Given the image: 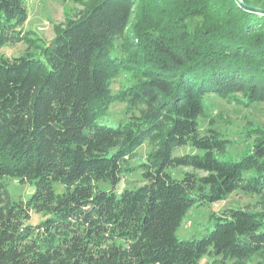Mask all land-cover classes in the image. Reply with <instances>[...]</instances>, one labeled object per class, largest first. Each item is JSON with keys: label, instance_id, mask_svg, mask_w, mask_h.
Masks as SVG:
<instances>
[{"label": "trees", "instance_id": "obj_1", "mask_svg": "<svg viewBox=\"0 0 264 264\" xmlns=\"http://www.w3.org/2000/svg\"><path fill=\"white\" fill-rule=\"evenodd\" d=\"M242 1L89 0L44 43L22 30L26 0H0V47L27 45L0 56V264H264V129L230 160L218 158L230 141L199 129L209 94L264 103V0ZM113 103L127 121L102 124ZM134 171L141 184L118 192ZM10 179L31 186L27 200ZM236 192L262 209L212 213L202 238H177L193 205Z\"/></svg>", "mask_w": 264, "mask_h": 264}, {"label": "rangeland", "instance_id": "obj_2", "mask_svg": "<svg viewBox=\"0 0 264 264\" xmlns=\"http://www.w3.org/2000/svg\"><path fill=\"white\" fill-rule=\"evenodd\" d=\"M89 0H26L28 17L22 27L23 31L34 32L36 37L40 38L44 43H48L55 36V27L64 25L68 19L78 18L85 3ZM27 45L23 42L15 44H7L0 47V56L6 58L18 57L25 53ZM113 54L120 55L117 48ZM128 76L121 75L115 79L112 84V93H117L122 88L129 85ZM204 116L199 119V129L201 134H205L210 127L217 130L221 135L230 141L226 148V152L222 156H218L220 160L238 159L250 147L253 141L252 128L261 127L264 129V103L252 104L245 107L233 99L219 98L215 95H207L202 102ZM128 115L125 113V105L121 103H113L108 109L106 118L101 122L110 126H116L120 122H125ZM151 147L146 143L140 146L136 151V156L130 161V166L136 167L144 162ZM191 152L189 147L177 149L174 155ZM183 171H192L189 168H179L172 171L173 175L180 176ZM203 175L202 173H199ZM141 184L140 171L125 174L122 176L121 182L117 187V191L137 187ZM107 189V185H101ZM57 190L60 186L56 187ZM7 189L14 200H27L33 189L28 184H20L16 180L7 181ZM227 208L249 209L251 211H260V197L251 196L241 192H236L228 196L225 200L205 206L193 205L184 219L182 220L178 230L177 238L179 240H198L207 234L212 223H209V217L212 213H220ZM43 220L41 214H31L29 223L38 224ZM260 260L255 257L253 262ZM211 259L204 257L199 264H210Z\"/></svg>", "mask_w": 264, "mask_h": 264}, {"label": "water", "instance_id": "obj_3", "mask_svg": "<svg viewBox=\"0 0 264 264\" xmlns=\"http://www.w3.org/2000/svg\"><path fill=\"white\" fill-rule=\"evenodd\" d=\"M241 5H245L242 0H239ZM247 6V5H246ZM249 8V6H247Z\"/></svg>", "mask_w": 264, "mask_h": 264}]
</instances>
